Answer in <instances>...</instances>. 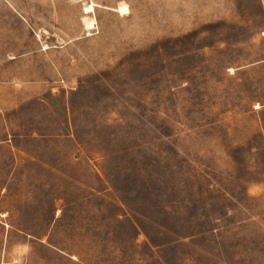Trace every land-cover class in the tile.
Masks as SVG:
<instances>
[{
	"label": "rangeland",
	"instance_id": "1",
	"mask_svg": "<svg viewBox=\"0 0 264 264\" xmlns=\"http://www.w3.org/2000/svg\"><path fill=\"white\" fill-rule=\"evenodd\" d=\"M0 264H264V0H0Z\"/></svg>",
	"mask_w": 264,
	"mask_h": 264
},
{
	"label": "bare ground",
	"instance_id": "2",
	"mask_svg": "<svg viewBox=\"0 0 264 264\" xmlns=\"http://www.w3.org/2000/svg\"><path fill=\"white\" fill-rule=\"evenodd\" d=\"M92 8H93L92 6H89L86 8V11H90V10H92Z\"/></svg>",
	"mask_w": 264,
	"mask_h": 264
}]
</instances>
